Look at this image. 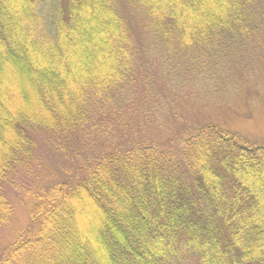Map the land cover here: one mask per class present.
Here are the masks:
<instances>
[{"label": "trees", "instance_id": "16d2710c", "mask_svg": "<svg viewBox=\"0 0 264 264\" xmlns=\"http://www.w3.org/2000/svg\"><path fill=\"white\" fill-rule=\"evenodd\" d=\"M39 2L0 0V225L31 205L0 264H264V142H151L122 112L151 50L211 70L264 47V0H60L50 34Z\"/></svg>", "mask_w": 264, "mask_h": 264}, {"label": "rangeland", "instance_id": "374dc122", "mask_svg": "<svg viewBox=\"0 0 264 264\" xmlns=\"http://www.w3.org/2000/svg\"><path fill=\"white\" fill-rule=\"evenodd\" d=\"M59 4L60 0L39 2L37 15L47 34L53 31ZM157 53H150L153 67L146 74L149 93L141 95L140 89L134 88L130 95V106L134 107L122 111L133 115L128 136L164 143L176 137L181 125L211 122L237 131L249 141L264 142V47L238 50L231 60L224 59L211 70L190 63L182 66L164 59L158 61ZM97 143L100 147L106 139ZM56 160L51 162L53 167L59 164ZM12 196V220L0 225V252L29 222L30 202L22 201L14 193ZM87 217L92 218L90 214Z\"/></svg>", "mask_w": 264, "mask_h": 264}]
</instances>
